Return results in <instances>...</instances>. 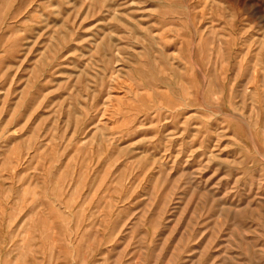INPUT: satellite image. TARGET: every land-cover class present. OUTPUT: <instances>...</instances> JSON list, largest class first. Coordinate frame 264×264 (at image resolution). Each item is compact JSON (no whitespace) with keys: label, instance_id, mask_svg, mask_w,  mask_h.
Here are the masks:
<instances>
[{"label":"rangeland","instance_id":"rangeland-1","mask_svg":"<svg viewBox=\"0 0 264 264\" xmlns=\"http://www.w3.org/2000/svg\"><path fill=\"white\" fill-rule=\"evenodd\" d=\"M0 264H264V0H0Z\"/></svg>","mask_w":264,"mask_h":264}]
</instances>
